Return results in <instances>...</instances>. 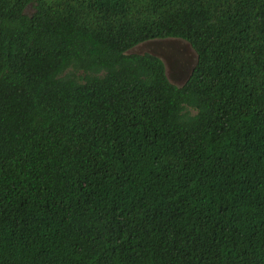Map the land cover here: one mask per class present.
Listing matches in <instances>:
<instances>
[{"label":"trees","instance_id":"obj_1","mask_svg":"<svg viewBox=\"0 0 264 264\" xmlns=\"http://www.w3.org/2000/svg\"><path fill=\"white\" fill-rule=\"evenodd\" d=\"M0 264H264V0H0Z\"/></svg>","mask_w":264,"mask_h":264},{"label":"water","instance_id":"obj_2","mask_svg":"<svg viewBox=\"0 0 264 264\" xmlns=\"http://www.w3.org/2000/svg\"><path fill=\"white\" fill-rule=\"evenodd\" d=\"M131 53H148L164 64L167 79L181 86L188 79L195 63L196 54L189 43L181 38H154L143 41L132 48Z\"/></svg>","mask_w":264,"mask_h":264}]
</instances>
